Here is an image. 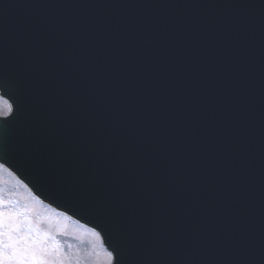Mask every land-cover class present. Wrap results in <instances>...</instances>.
<instances>
[{
  "label": "water",
  "instance_id": "1",
  "mask_svg": "<svg viewBox=\"0 0 264 264\" xmlns=\"http://www.w3.org/2000/svg\"><path fill=\"white\" fill-rule=\"evenodd\" d=\"M3 89L123 216L5 142L113 264H264V0H0Z\"/></svg>",
  "mask_w": 264,
  "mask_h": 264
},
{
  "label": "snow or ice",
  "instance_id": "2",
  "mask_svg": "<svg viewBox=\"0 0 264 264\" xmlns=\"http://www.w3.org/2000/svg\"><path fill=\"white\" fill-rule=\"evenodd\" d=\"M6 87L8 82L0 74V146L6 141L22 142L53 173H59L69 184L86 186L98 200L110 203L109 212L114 217L123 216L125 203L112 201L108 189L99 186L84 169L69 166L62 150L54 143L58 130L46 111L31 114L22 126L13 127L21 116V105L14 95L3 91ZM9 163L0 156V170L9 172ZM28 211L14 207L0 187V264H71L62 258H47L49 250L45 242L49 237L47 234L42 236L38 227L33 226L26 214ZM114 260L116 256L112 252L107 253V264H113Z\"/></svg>",
  "mask_w": 264,
  "mask_h": 264
},
{
  "label": "rangeland",
  "instance_id": "3",
  "mask_svg": "<svg viewBox=\"0 0 264 264\" xmlns=\"http://www.w3.org/2000/svg\"><path fill=\"white\" fill-rule=\"evenodd\" d=\"M0 187L5 198L18 209H28L26 213L40 234L49 239L45 247L49 250L48 259H64L71 264H107V252L101 246L94 232L80 227L61 215L43 207L7 172L0 170ZM27 232V229L24 230ZM23 234V233H22ZM54 241L56 243H54Z\"/></svg>",
  "mask_w": 264,
  "mask_h": 264
}]
</instances>
